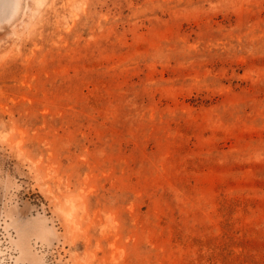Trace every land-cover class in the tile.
Segmentation results:
<instances>
[{
  "label": "rangeland",
  "instance_id": "1",
  "mask_svg": "<svg viewBox=\"0 0 264 264\" xmlns=\"http://www.w3.org/2000/svg\"><path fill=\"white\" fill-rule=\"evenodd\" d=\"M0 264H264V0H0Z\"/></svg>",
  "mask_w": 264,
  "mask_h": 264
}]
</instances>
